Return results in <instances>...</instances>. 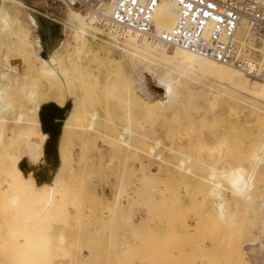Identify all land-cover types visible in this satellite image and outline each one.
Returning a JSON list of instances; mask_svg holds the SVG:
<instances>
[{
  "label": "rangeland",
  "instance_id": "1",
  "mask_svg": "<svg viewBox=\"0 0 264 264\" xmlns=\"http://www.w3.org/2000/svg\"><path fill=\"white\" fill-rule=\"evenodd\" d=\"M23 1L38 11L41 22L39 27L25 22V38L33 42L29 52L23 53L0 25V67L9 63L18 77L5 88L14 110L0 119V264H232L226 240L230 230L244 232L240 240L247 261L264 264V225L260 230L256 209L224 190L225 218L233 222L228 226L217 216L209 192V166L248 171L251 151L260 144L253 118L248 113L236 117L232 109L237 104L215 92L226 86L198 74L189 95L201 96L156 104L148 98L168 89L157 87L163 78L157 72L165 66L129 62V57L122 59V49L111 50L90 36L82 44L72 31L66 41L74 52L67 57L68 45L61 47L60 72L48 78L38 68L35 40H48L51 28L58 32L51 13L64 4ZM95 27L98 37L110 40L108 30ZM77 47L83 51L75 52ZM120 79L130 85L121 86ZM25 87L33 88L36 100L27 99ZM146 90L151 95L145 97ZM204 91L213 94L209 98ZM50 103L94 110L104 119L94 131L81 130L82 124L62 129V118L44 130L40 118L24 108ZM16 113L23 121L15 119ZM125 124L131 132L121 131ZM49 151L56 153L50 164L53 177L43 185L36 172ZM5 165H14L20 178L12 186L19 202L10 208L3 200ZM254 181L259 204L264 163Z\"/></svg>",
  "mask_w": 264,
  "mask_h": 264
},
{
  "label": "bare ground",
  "instance_id": "2",
  "mask_svg": "<svg viewBox=\"0 0 264 264\" xmlns=\"http://www.w3.org/2000/svg\"><path fill=\"white\" fill-rule=\"evenodd\" d=\"M37 13V10L28 6L23 0H0L1 30L7 38H9L10 35L14 36L12 39L15 38L14 41L16 45H18L23 53L29 52L28 46L31 45V43L33 44L32 41H27L25 38V22L28 20L32 26L39 27L41 22ZM108 13L109 10L104 9V16L100 18L101 16L96 15L90 10L82 11L81 9L68 5H59L56 7L55 12L51 13L53 16L51 19L55 20L58 24V32L54 34L55 31L51 28L48 40L43 42L39 37L36 38L35 43L38 49L37 51H33L32 49L34 55L39 60L38 68L48 78L58 76V72H60L59 70L61 69V59L58 56L59 49L68 45L66 48L67 57L71 52H74L73 45L66 41L67 32L72 31L78 38H82V44L85 43L86 37L90 36L105 44H109L111 50L114 49L113 47H115V49H122V59L129 57V62H133L132 60L136 59L138 63L142 64L150 62L165 66V71L157 72V74L163 77L161 78L162 80L160 79V83L164 82L166 84L159 83L157 87L166 86L168 89H159V98L151 99L147 97L151 102L156 104H162V106L163 104L173 105L181 102L183 99H188L189 96H193L192 93L189 95L191 83L198 74L215 78L221 83L219 85L224 84L223 86H226L225 88H217L215 92L219 95L218 97L227 98L237 104L238 107L235 110L232 109L236 117L248 113V115L253 118L255 133L260 139V144L257 149L251 151L252 155L250 159L252 160V167L248 171L242 167L225 170L223 168L209 166V170H211L207 178L210 183L209 192L215 198L217 216L224 223H227L228 226L230 225L232 227L233 222L225 218L222 197L224 190L230 191L243 204L256 209L258 212V221L260 220L261 228L259 229L261 230L264 225V196L262 193L260 203L257 204V186L255 187L256 182L254 179L259 171L260 165L264 163V79L257 77L264 62V36L255 33L253 25L248 18L244 17L240 20L235 31L234 40L239 48H246L249 50L245 63L240 68L200 57L178 46H172L156 38L139 34L130 28L114 26L110 24L107 18ZM176 17L177 6L175 2L173 0H161L157 4L153 15V22L156 30L159 32L170 29L174 25ZM95 23L100 25L99 28H102V31L103 29L108 30V34L107 32L105 33L111 41L102 36L98 37V35L95 34V32H98V27H95ZM80 51H83L81 47H77L75 50V52ZM40 52H47V54L43 56L39 54ZM155 68L156 67H154V69ZM14 69L15 68L9 63H5V66L3 65L0 67V119L3 120L6 119V115L14 110L12 102L6 99L5 90V88H8V86L13 83L12 80L15 79H12L13 77L18 78L13 74L16 73ZM17 80H14V82ZM119 82L121 86L122 84H125L127 87L130 85L123 79H120ZM25 89L27 99L30 101L36 100L33 88L25 87ZM210 91H204L207 93L203 95H207L206 97L209 96L210 98V95L213 94ZM242 93L247 95L243 96ZM149 95H151L150 91L146 90L144 96L146 97ZM199 96H201V94L195 97ZM195 97L193 96L192 98ZM24 109H26L29 114H35L36 118H40L41 121L39 122L42 123L44 130L48 128L53 129L54 125H58V121L62 118L63 124L59 125L62 129L79 127L80 125L77 124H82L81 126L83 127L81 130L94 131L96 122L99 119H104L94 110L86 113L81 109H73L70 104L62 109L53 103L47 104L43 106V108L39 105H35L34 107H26ZM195 113L198 114L197 112ZM190 118L193 119L192 117ZM15 119L17 121H23V115L18 113ZM74 120L79 123H74ZM119 128L123 133L131 132L127 124ZM43 134L48 135L49 133L44 132ZM51 136L53 137L54 135ZM153 145L154 147H159L160 143L158 140H155L153 141ZM55 157V152H47V158L44 159V163L41 167L37 168L36 179L38 182L43 183V185L44 183L49 184V181L53 177L54 168L51 167L50 164L54 162ZM186 158L190 161L189 155H186ZM4 168L6 169V171H4L7 175L4 174L2 180L3 182H7L8 186V188L4 187V189L8 190L5 191L7 195L3 198L6 202L4 208L8 206V208H10V206L14 207L15 202H19V199H15V192L12 186L16 179L20 178H17L14 165L8 167L5 165ZM7 170L9 171L8 173ZM187 171H190V169L188 168ZM1 191L2 189L0 190V196L4 194L1 193ZM13 207H11L10 210L13 211ZM243 234V231L233 233L231 230L227 234V246L230 251L229 260L232 264H259V262L247 261L243 247H241L242 242L240 239Z\"/></svg>",
  "mask_w": 264,
  "mask_h": 264
},
{
  "label": "built area",
  "instance_id": "3",
  "mask_svg": "<svg viewBox=\"0 0 264 264\" xmlns=\"http://www.w3.org/2000/svg\"><path fill=\"white\" fill-rule=\"evenodd\" d=\"M59 1L82 11L90 10L100 18L104 9L109 10L107 18L114 26L130 28L200 57L240 68L249 51L239 48L234 40L240 20L248 18L255 33L264 36V0H173L177 6L175 23L159 32L153 15L161 0ZM257 77L264 79V62Z\"/></svg>",
  "mask_w": 264,
  "mask_h": 264
}]
</instances>
